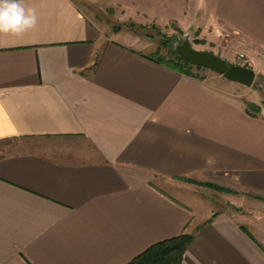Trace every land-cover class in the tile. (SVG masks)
<instances>
[{"label":"crops","instance_id":"1","mask_svg":"<svg viewBox=\"0 0 264 264\" xmlns=\"http://www.w3.org/2000/svg\"><path fill=\"white\" fill-rule=\"evenodd\" d=\"M78 1L101 3L24 0L37 25L0 33V264H129L182 235V264H264V102L156 63L155 39ZM145 1L122 24L227 39L264 77V0H205L185 24Z\"/></svg>","mask_w":264,"mask_h":264},{"label":"rangeland","instance_id":"2","mask_svg":"<svg viewBox=\"0 0 264 264\" xmlns=\"http://www.w3.org/2000/svg\"><path fill=\"white\" fill-rule=\"evenodd\" d=\"M134 1H137L136 2L137 4L138 3L144 4V6L146 7L148 5V3L145 0H143V3H142V0H112V1L111 0H101V3H99V5L97 6L88 5V4L83 5V3L80 1H78V3L80 4V6L81 5L84 6L85 11L88 13L90 17H92L93 19H98L102 23H104L109 28L110 32L119 30L121 28H128L129 30L131 29L134 30L137 34H140L141 36H148L150 38L155 39L156 44L159 47L158 49L159 56L165 57L167 59L171 58L170 47L174 49V46L176 43L183 44L184 37L190 36L193 49L198 50V51L212 53L218 56L219 58H221L220 56H224V52L226 51L227 53L230 54V61H228L229 63L252 69L248 64H246V61H245L246 59H243V60L239 59L240 51H238L237 47L232 45L231 42L227 43V39L223 38L222 43H220V40H221L220 38H216L214 40H211V39L208 40L206 38H201L195 35V33L193 32H183L174 25H171V27H167L166 29L165 28L162 29L154 25L147 26V27L139 26V25L137 26L135 25L137 23H135L134 21L133 22L135 24H131V23H129L128 25L122 24L121 22L122 18L120 16L122 13V10L120 9V6L124 7L125 3H128L131 5L132 2ZM177 1L180 6L179 11H180L181 20H182L181 22H183L184 24L189 23L191 16L188 17V14H184V13L186 11H187L186 13H188L189 10L193 12V9H196V8H200V14L197 16L198 18L197 20L198 22L202 21L201 20L202 12H203L202 9H204V5L206 2L205 0H177ZM177 1H175V3ZM140 8H143V6H141ZM193 30L194 29H191V31ZM191 72L195 77H201L202 75L207 74V73L209 75H214L212 71H209L206 69L198 70L196 67H192ZM251 89L252 88H245V91H246L245 99L248 101L257 102V100H259L260 102H264V77L259 76L256 81V84H254V90H251ZM185 182L193 184L192 182L188 180H186ZM198 185L203 188H207L211 191H214L216 195L213 194L212 198L214 199L215 202L219 201L217 199H220L221 194L235 196L234 193H231L229 190H226V189H223L224 191L220 192V191H216L214 189L207 187V185H200V184ZM222 196L225 197L224 195ZM236 211L246 212L249 210L247 209L239 210L238 209ZM252 212L256 214L255 211H252ZM258 217H260L259 219H261L262 214L257 213V218Z\"/></svg>","mask_w":264,"mask_h":264},{"label":"trees","instance_id":"3","mask_svg":"<svg viewBox=\"0 0 264 264\" xmlns=\"http://www.w3.org/2000/svg\"><path fill=\"white\" fill-rule=\"evenodd\" d=\"M171 58L159 56L158 52L151 57L153 61L158 64L164 65L169 69L178 72L180 74L195 77L192 72V66L189 62L181 60L175 53L174 49L170 47ZM198 70L203 68H198ZM247 110L249 114H259L261 109L254 104H247ZM207 187L216 191L223 192V189L218 187L207 185ZM193 242V237L190 235H182L175 239L165 241L157 244L146 252L135 258L129 264H182L184 256Z\"/></svg>","mask_w":264,"mask_h":264},{"label":"water","instance_id":"4","mask_svg":"<svg viewBox=\"0 0 264 264\" xmlns=\"http://www.w3.org/2000/svg\"><path fill=\"white\" fill-rule=\"evenodd\" d=\"M174 51L181 60L189 62L194 67L212 71L228 82L252 88L257 79L253 69L237 66L212 53L193 49L190 36L184 37L183 44L176 43Z\"/></svg>","mask_w":264,"mask_h":264},{"label":"clouds","instance_id":"5","mask_svg":"<svg viewBox=\"0 0 264 264\" xmlns=\"http://www.w3.org/2000/svg\"><path fill=\"white\" fill-rule=\"evenodd\" d=\"M38 23L35 10L24 0H0V33L20 35Z\"/></svg>","mask_w":264,"mask_h":264},{"label":"built area","instance_id":"6","mask_svg":"<svg viewBox=\"0 0 264 264\" xmlns=\"http://www.w3.org/2000/svg\"><path fill=\"white\" fill-rule=\"evenodd\" d=\"M245 58H246V57H245L244 54H239V59L243 60V59H245Z\"/></svg>","mask_w":264,"mask_h":264}]
</instances>
